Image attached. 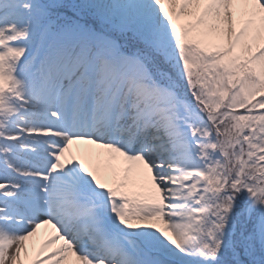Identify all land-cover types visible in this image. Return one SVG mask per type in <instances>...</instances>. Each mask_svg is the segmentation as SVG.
Returning <instances> with one entry per match:
<instances>
[{"label": "snow or ice", "instance_id": "obj_1", "mask_svg": "<svg viewBox=\"0 0 264 264\" xmlns=\"http://www.w3.org/2000/svg\"><path fill=\"white\" fill-rule=\"evenodd\" d=\"M0 264H264V0H0Z\"/></svg>", "mask_w": 264, "mask_h": 264}]
</instances>
